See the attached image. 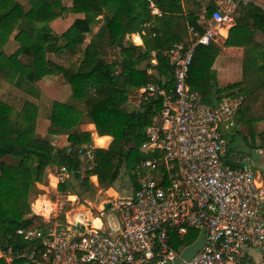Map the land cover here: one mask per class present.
I'll list each match as a JSON object with an SVG mask.
<instances>
[{
    "label": "trees",
    "instance_id": "trees-1",
    "mask_svg": "<svg viewBox=\"0 0 264 264\" xmlns=\"http://www.w3.org/2000/svg\"><path fill=\"white\" fill-rule=\"evenodd\" d=\"M213 1L153 0L160 15L152 17L145 0H70L68 6L61 0H0V248L9 245L16 252L30 243L16 234L17 229L44 231L43 218L30 212V196L35 184L43 183L49 166L79 168V155L92 136L83 128L85 123L93 124L97 135H108L109 142L104 148L93 147L92 168L80 181L74 176L58 184V192L77 195L89 191L93 188L89 175L96 177L95 188L105 190L121 169L140 173L142 161L148 157L139 149L144 127L161 98L141 100L130 108L128 92L148 81L165 89L172 86V68L165 51L174 43L187 45L192 33L203 31L205 24L197 11L204 7L208 17ZM62 12L73 18L63 31L52 32L49 23ZM150 19V29L141 35L142 45L126 38L140 32L142 23ZM17 23L30 29L18 28L10 37ZM212 42L194 48L186 84L210 105L233 91L239 93L234 126L221 131L226 140L222 162L236 167L251 157L252 151L264 149V10L251 1H236L234 24L223 45L242 48L238 81L217 85L211 65L220 50ZM151 51L156 61L152 67L163 76L162 81L145 72ZM44 76H57L69 87L65 101L53 99L46 116L47 132L66 137L61 148L33 136L40 106L29 98L37 95L35 83ZM16 88L28 96L22 91L26 97H20ZM236 123L246 127L244 134L235 128ZM235 136L241 150L227 146ZM5 156L15 158L16 163H3ZM135 187L133 181L132 189ZM197 233L188 229L184 235L172 234V248L179 251L193 242ZM11 263L19 264V260ZM0 264L6 262L0 258Z\"/></svg>",
    "mask_w": 264,
    "mask_h": 264
},
{
    "label": "built area",
    "instance_id": "built-area-1",
    "mask_svg": "<svg viewBox=\"0 0 264 264\" xmlns=\"http://www.w3.org/2000/svg\"><path fill=\"white\" fill-rule=\"evenodd\" d=\"M145 1L149 15L159 16L153 0ZM236 1L214 0L208 17L200 7L203 31L192 33L187 45L174 43L165 51L172 68L171 87L148 81L137 90L135 107L155 96L161 101L144 127L139 149L148 154L142 161L147 172L138 175L136 187L101 200L97 207L85 201L86 206L79 204L82 211L68 219L70 210H63V205L75 206L76 195L69 199L70 193L58 192L56 187L74 176L80 181L92 168L94 146L86 145L78 169L56 166L48 173L54 184L47 180V186L62 200L53 203L46 215L42 207L33 211L45 218L44 231L17 229L16 234L30 243L16 252L9 245L0 248L1 259L8 264L13 259L19 264H161L173 260L182 249L172 248V234L204 228L202 247L184 264H255L247 251L256 248L264 254L263 184L250 168V157L236 167L222 162L225 140L221 131L234 126L241 97L233 91L210 105L186 84L194 48L214 41L217 28L234 24ZM151 24V19L144 21L141 31L135 32L140 39ZM150 54L145 72L162 81L163 76L152 67L154 51ZM92 176H87L91 184ZM90 217L98 225H92Z\"/></svg>",
    "mask_w": 264,
    "mask_h": 264
},
{
    "label": "rangeland",
    "instance_id": "rangeland-1",
    "mask_svg": "<svg viewBox=\"0 0 264 264\" xmlns=\"http://www.w3.org/2000/svg\"><path fill=\"white\" fill-rule=\"evenodd\" d=\"M62 1V4L64 6H68V2L69 0H61ZM248 1H256V0H241V2H248ZM262 3V5L264 6V0H258ZM64 14H67L65 12H63ZM197 14H198V11H197ZM237 13L235 12V15ZM70 16H72L71 14H68ZM60 16V14H59ZM66 16V15H65ZM19 23V22H18ZM15 26V28L13 29L12 33L10 34L11 36L10 37H13L14 34L17 32V30H19L18 28H21L23 30H27L29 31L30 27L27 28V27H20L19 25ZM220 28H223L226 30V28H228V26H225L223 25L222 27H219L217 28L216 30V35L214 37V41L212 43H214L215 46H219V38H218V30ZM93 31L96 29V26H93L92 27ZM56 30H52V32H55ZM56 32H61L60 30L56 31ZM225 31L223 30H220L219 33L220 34H224ZM129 35V34H128ZM126 35V38L127 36ZM82 47V45L80 46V48ZM216 61L213 60V62H215V64L212 62V65L211 67L214 68V66L216 65V67H219V61H220V58H217L216 57L214 58ZM214 71V70H213ZM224 69L223 68H219L216 70L215 72V80L217 82V85L219 87H222L223 85H226L227 83L226 82H230V81H225V77H228L230 73H227V72H223ZM241 79V78H240ZM220 83V84H219ZM35 85H38L39 86V92H37V95L35 96H30L31 98H29L30 101L34 102L35 104H39L40 106V111H39V117L37 118V120L35 121V125H34V131H33V136L36 137V138H40V139H43V140H46L48 141L49 143L52 144V146L54 148H61V147H64L66 145V137H65V143L62 144V145H59V140H55V141H51V135L50 133L47 132L46 130V127H47V124H48V119L46 118L47 116V110L49 109V105H50V102L53 100V99H58L60 101H65L66 97L68 96V93H69V87H67V85L65 83H62L59 78L57 76H44L42 79L38 80ZM140 87L138 88H134L132 90H130L128 92V103H129V107L130 108H133L134 105L136 104V101H137V98H136V92L137 90L139 89ZM23 90L21 89H17L14 90V92L18 93L19 95H21L20 97H26L28 95H26L27 93H25L26 96H24L21 92ZM17 95V94H16ZM88 123H85L83 128L84 129H88L90 130L91 127L89 125H87ZM93 125V124H92ZM235 128L241 133V134H244L246 132V127L244 125H241L239 123H236L235 125ZM229 129V128H228ZM56 135H63V134H56ZM65 136V135H64ZM107 137H96L94 139V143L95 145H98V146H103L105 144V141H107ZM225 140V139H224ZM226 142V140H225ZM227 146H229L230 148H234V149H239L241 150L242 149V146L240 145V142L238 140V136H235V138L230 141ZM259 157L257 159H250V168L251 170L253 171V173L258 176L260 179H264V149L263 150H259ZM251 158V157H250ZM1 161L3 163H6V164H15L16 163V159L11 157V156H5L3 158H1ZM245 159L242 162H244ZM53 167L52 166H49L48 169L46 170L45 172V175H44V181L42 184L38 183L39 185L35 186V191H33V193L31 194L30 196V205L34 202L33 204V209L35 211L39 210V202H40V199H46V201H42V213L43 215H46V211L47 209H49V207H52L53 206V203H60L62 198L59 196V193H54L52 190H44L42 188V185L44 184H47V180H49L47 178L48 176V173L51 171ZM145 172H147V170L142 167L141 170H140V173H142L141 175L145 174ZM139 173V174H140ZM139 174H135V173H125V169H121L119 174H118V177L117 179L114 181L113 183V186L111 187L113 190H115L117 192L118 195H122L128 191H131L132 190V183L133 181H136L138 179V175ZM92 179V178H91ZM72 183H74L73 181H71ZM93 186V185H92ZM113 192L109 189H105V190H100L98 191L97 188H95L93 186L92 189H90L89 191H86V192H79V194L76 195V199L75 201L77 200V204H75V206H70L69 205V202H65L64 205H63V210H70V216H72L73 213L81 210V207H79V204H82V206H86V203L85 201H89L91 205H93L94 207H97L98 204L100 203L101 200H104V199H108L109 198V195L112 194ZM44 196V197H42ZM46 197V198H45ZM38 198V199H37ZM73 197H70L69 196V199H72ZM37 199V200H36ZM36 200V201H35ZM49 200V206H47V201ZM30 205H29V208H30ZM45 206V207H44ZM84 209L86 207H83ZM30 212L31 213H34L31 209H30ZM45 217V216H44ZM60 218V216L58 217V219ZM45 220V218H44Z\"/></svg>",
    "mask_w": 264,
    "mask_h": 264
},
{
    "label": "crops",
    "instance_id": "crops-1",
    "mask_svg": "<svg viewBox=\"0 0 264 264\" xmlns=\"http://www.w3.org/2000/svg\"><path fill=\"white\" fill-rule=\"evenodd\" d=\"M253 2L254 4L260 6L263 10H264V6L262 5V3L258 0L256 1H251ZM68 4H70V0L68 2ZM66 15V16H65ZM72 16L68 15V14H64L63 12L60 14V16H58L56 19H54L53 21H51L49 23V27L51 30H60V31H63L71 22L72 20ZM229 28V27H228ZM228 28L223 29V28H220L218 30V38H219V53L218 55L216 56V59L217 58H220V61H219V67H216V65L214 66V68L212 67V69L216 72L217 69L219 68H223L224 71L223 72H227V73H230L228 77H225V81H230V82H233V81H238L240 78H241V58H242V48L241 47H238V46H224L223 45V40L225 39L226 35H227V31H228ZM220 30H225L224 34H220L219 31ZM55 31V32H56ZM140 37V36H139ZM138 37V35L136 33H131L127 36V38H132L133 41L135 42V44H141V39ZM214 61H216L214 59ZM215 64V62H213ZM213 64V65H214ZM212 65V66H213ZM215 72H214V75H215ZM228 83V82H226ZM220 84V83H219ZM239 94V93H238ZM37 120V119H36ZM87 125H89L91 127L90 131L92 132V136H91V140H90V145L91 146H94V147H100V148H104L108 142H109V139L110 137L108 135H97L95 133V131L93 130V125L91 123H88ZM51 135V141H55V140H59V145H62L65 143V136L64 135H56V134H50ZM96 137H107V141H105V144L103 146H98V145H95L94 143V139ZM225 145H224V150H225ZM49 180L51 181L52 184H54L53 182V179L51 178V175L49 176ZM259 181L263 184L264 182V179H260L258 177ZM92 185H95L96 184V177L95 175L92 176ZM35 185H39L38 183H36ZM113 186V185H112ZM111 186V187H112ZM111 187L107 188L109 190H111L113 193L109 195V197L111 196H115V195H118L117 192L115 190H113ZM42 188L44 190H52L53 188L52 187H48L47 184H43L42 185ZM134 189V188H133ZM132 189V190H133ZM98 191H100V189L97 188ZM131 190V191H132ZM130 191L122 194V195H125L127 193H129ZM70 197H73L75 195L73 194H69ZM44 197V196H42ZM46 198V197H45ZM38 199V198H37ZM36 199V200H37ZM109 199V198H108ZM35 200V201H36ZM42 201H46V199H40ZM105 200V199H104ZM33 204L34 202L30 205V209L32 211H34L33 209ZM41 208V207H40ZM261 212L264 214V200H263V206L261 208ZM70 214L67 215V218L68 219H71L72 216L69 217ZM94 226L98 225V222L97 221H94L93 222ZM247 256L252 259L254 261L255 264H264V254H262L258 249L256 248H250L248 251H247ZM8 264V263H6ZM9 264H12L11 262H9Z\"/></svg>",
    "mask_w": 264,
    "mask_h": 264
},
{
    "label": "water",
    "instance_id": "water-1",
    "mask_svg": "<svg viewBox=\"0 0 264 264\" xmlns=\"http://www.w3.org/2000/svg\"><path fill=\"white\" fill-rule=\"evenodd\" d=\"M259 157V152L258 151H252L251 153V159H257ZM107 204L104 205L106 207ZM79 228H82L81 225H77ZM204 243V228H201L198 233L196 238L194 239L193 242H191L189 245L184 246L177 257H175L171 261H165L161 264H184V261L189 260L203 245Z\"/></svg>",
    "mask_w": 264,
    "mask_h": 264
},
{
    "label": "bare ground",
    "instance_id": "bare-ground-1",
    "mask_svg": "<svg viewBox=\"0 0 264 264\" xmlns=\"http://www.w3.org/2000/svg\"><path fill=\"white\" fill-rule=\"evenodd\" d=\"M223 31H225V30H223ZM41 206H42V200H41ZM41 206H40V207H41ZM89 220L91 221V224H92V225H94V224H93L94 221H97V222H98V220H97L96 218H94V217H90Z\"/></svg>",
    "mask_w": 264,
    "mask_h": 264
}]
</instances>
